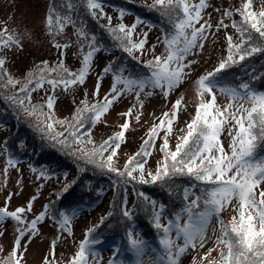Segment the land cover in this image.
<instances>
[{"label": "snow or ice", "instance_id": "1", "mask_svg": "<svg viewBox=\"0 0 264 264\" xmlns=\"http://www.w3.org/2000/svg\"><path fill=\"white\" fill-rule=\"evenodd\" d=\"M85 3L93 16L96 14L94 10L101 8L99 0H85ZM251 5L252 0H245L241 8L236 10L241 16V21L239 23L233 21L231 27L238 33V42L234 41L232 36H226L227 56L213 71L201 75L194 82L197 97L195 115L181 130L184 134L177 138L175 149L170 148L168 137L172 132L177 113L183 106V96L173 103L170 113H164V118L159 124H153L140 149L127 159L123 169L117 167L115 158L117 150L124 142L125 132L129 129L128 120L125 119L124 124L120 126V131L99 145H95L92 141L91 129H86V124L94 127L122 95L134 92L137 102L142 107L141 94L146 96L153 94L152 91L145 92V89H158L167 98L185 82L191 75V69L195 63V61L187 60V57L196 49L203 50L204 42L208 39L212 28L207 20L201 23L203 12L209 6L208 0H198V3H193L192 0H153L148 7L154 9L159 6L163 9L162 14L169 16L172 26L171 31L165 32L160 41L164 45V52L143 61L147 73L142 76H124L123 68L118 73H113L112 85L103 100H96L90 104L85 96L81 106L76 108L70 120L55 118L56 97L54 94L47 96L45 103L33 105L31 93L41 89L45 84L51 87L53 93L61 86L67 91L72 86L83 85L91 70L94 56L101 50L97 47L94 37L87 44L86 52L81 45V66L75 72L67 68L63 60L53 66H49L45 61L37 65L33 71L26 73L22 82L7 72L6 59L0 57V88L15 89L18 84L20 85L18 91L8 99L27 115L43 117L37 120L38 131L50 141L68 149L73 156L109 173H114L125 185L135 181L139 184L160 183L163 186L167 180L176 176H186L198 182L184 189L185 201H188L189 197L195 198L190 203H186L174 218H170L167 225L160 223L164 216V206L161 205L160 210L154 212V227L162 231L158 242L163 249V253L157 257L156 264H179L181 256L189 248L195 249L197 246L203 248L207 242L206 231L213 217L217 219L220 226V236L215 241L216 248L220 251V259L219 261L209 260V264H264V190L259 192V199L256 194V190L264 184V156L257 157V149L264 145V92L253 90L247 82L231 86L221 83L218 79L222 70L257 53H264V10L251 11ZM123 14L121 10V17ZM223 15L231 17L233 12L226 9ZM108 19L113 38L120 42L124 52L139 61L140 58L134 54L137 52L144 54L147 33L142 34L143 38L133 40L136 23L130 27L122 23L111 27V18ZM52 20L53 11L50 9L46 17V27L48 34L53 38L61 34L66 25L73 23L70 17L57 15V27L54 32ZM140 22L138 18L137 23ZM221 27L227 28L229 25L224 24L221 19L216 28L219 30ZM253 31L259 34L260 43H252ZM76 35L78 40L87 39L83 29H78ZM13 46L22 49L20 37L15 33H9L6 27L0 29V50ZM53 46L66 49L70 45L53 42ZM110 71H112L111 65L106 67L103 73ZM257 78L259 77H254V79ZM101 79L102 76L97 79L94 97L99 94ZM216 92L228 98V103L223 108L216 102ZM206 96L208 99H205ZM245 104L250 107H245ZM44 108H47V113L43 111ZM131 112L132 109H129L122 115L129 117ZM139 118L137 115L136 119L139 120ZM56 125L63 127L64 130L57 132ZM226 128L231 137L229 151L225 150L220 140ZM161 131L164 133L160 137L163 141L160 145L162 159L158 161L154 173L147 172L146 178L147 157L151 155L152 147ZM87 145L93 146L89 148ZM105 152H109L106 158ZM18 163V159L11 155L7 156L5 177L8 170L17 167ZM30 170L36 171L32 166ZM41 177L51 178L44 172H41L37 178ZM195 187H199V195L193 190ZM68 188L69 185H65L63 191L67 192ZM12 195L9 193L5 206L0 207V226L7 219H11L16 223L17 234L12 251L0 259V264H21L27 251V244L22 245L21 241L25 235H28L30 242L39 234L38 225L49 216L51 207L45 205L43 211L28 221L25 214L32 211V202L37 197L33 196L26 207H17L14 211H9L7 203ZM57 195L59 197L62 193ZM139 196L144 197L145 200L148 199L144 193H139ZM233 201H236L237 216H233L228 223H225L220 219V214L232 205ZM152 207L155 209V201L152 202ZM76 211H73L71 216L61 212L59 219L55 216H51V219L58 224L59 231L71 235V220L75 217ZM185 215L186 219H184ZM123 216L131 219V212L125 209ZM182 219L184 222L181 224ZM133 232L134 230H129L127 233L128 250L135 257L132 264H142L141 257L149 245L138 233L134 236ZM173 232L176 239L171 238ZM0 235L3 233L0 232ZM179 239L183 240L182 245L177 244L176 241ZM55 243V241L52 242L51 251L44 256L42 264H56ZM98 243L99 241L91 238V230H89L68 264H89L87 257L97 255L93 246ZM22 247L23 251H21ZM152 250L156 251V249ZM213 250L209 249L208 253L200 258L199 264H203ZM109 264H127L126 260L121 258L119 247L114 248V255L109 260ZM193 264H198L195 257H193Z\"/></svg>", "mask_w": 264, "mask_h": 264}, {"label": "rangeland", "instance_id": "2", "mask_svg": "<svg viewBox=\"0 0 264 264\" xmlns=\"http://www.w3.org/2000/svg\"><path fill=\"white\" fill-rule=\"evenodd\" d=\"M112 1V0H109ZM119 6H112L111 4L101 3V8L96 9L95 16H89L90 11L86 7L85 0H0V29L7 28L9 33H15L21 39L22 49L15 46L11 48H5L0 50V57L6 59L5 68L8 73L17 80L23 82L26 73L33 71L37 65H41L42 62H47L49 66L56 65L59 61L63 60L64 64L71 71L75 72L81 66V45L84 46L83 50H88L87 44L94 37L97 44L100 38H106V36L113 37L109 30V19L111 18V27H115L118 24H124L125 26H132L137 24L135 32L133 34V40L143 38V33H147V43L145 45V52L141 55L139 52L134 55L138 56L139 63H143L148 59H152L154 56L161 55L164 52V45L160 42L163 38V33L157 26L147 24L145 22L137 23V17L131 12L123 9L120 6L125 5L122 0H116ZM127 3L131 0H123ZM139 2L140 4L151 5L153 0H132ZM115 2V1H113ZM193 3H198V0H192ZM245 0H208V7L203 12V23L205 20L209 21L212 25L208 39L204 42L203 50L196 49L187 57V60L195 61L191 69V75L185 80V82L179 86L174 92L165 98L160 90L145 89V92L152 91L151 96L141 94L140 101H142V107L137 102L135 93L122 95L111 107V109L101 118L94 127L91 125L85 128L91 129V139L95 145L101 144L104 140L113 136L114 133L121 130L120 126L124 124L125 119L129 122V129L125 132L124 142L117 150V167H122L124 161L131 156L130 151L137 150L144 139L147 137L149 129L153 124H159L161 119L164 118V113H170L173 103L183 96L182 108L177 113L176 121L173 124V129L168 137L169 146L172 150L175 149L177 138L184 133L181 131L186 127V124L191 121L195 115L197 97L194 88V82L207 72L214 70L220 61L227 56V40L226 36L230 35L233 40L238 42L239 36L236 30L231 27L232 22L241 21L240 14L236 11L241 8V5ZM71 4V8H69ZM139 7V6H138ZM50 9L53 11V31H56V16L60 17L68 16L73 23L65 26L63 32L56 35L54 38L48 34L46 27V17L49 15ZM159 13H163V9L157 8ZM153 9V10H156ZM230 10L233 12L231 17H224V10ZM121 10H123V16L121 17ZM251 11L259 12L264 10V0H252ZM88 16L90 20L94 17L99 21V27L93 28L89 25ZM223 19V23L229 25V27H221L217 30L216 25ZM140 21V20H139ZM82 23V24H81ZM199 25H197L198 27ZM78 29H83L87 34V39L81 38L78 40L76 32ZM100 34V38H99ZM104 40V39H103ZM53 42L61 45H70L66 49L56 48L53 46ZM155 45V48H153ZM103 46L98 47L101 50L96 53L92 61L91 70L83 85H76L69 88L67 91L61 86L53 93L51 87L47 84L41 89L31 93V104H43L45 103L47 96L55 95L56 103L54 105V115L59 120H70L73 113L78 106H81V101L85 99V96L89 103H93L96 100H103L106 94L109 93V89L112 85L114 68L118 67L117 59L119 55L117 49L109 50L107 43L104 42ZM238 59V57H237ZM137 61V60H136ZM138 62V61H137ZM111 65L112 71L104 74L103 70ZM130 74L128 69L123 71L124 76ZM102 76L100 80V89L98 96H93V92L96 89L97 79ZM132 76V75H129ZM139 77V76H138ZM20 85L18 84L15 89L11 87L0 88V207L5 206V201L12 193L10 201L7 203L9 211H14L17 207H26L28 201L33 197H37L32 202V211L27 212L26 219L32 220L36 215L44 210V206L52 196V192L56 190L62 183H68L73 180L71 173L57 172L48 175L49 179L43 177L37 178L40 173L38 171L30 170V164L25 160H18L17 167L10 168L7 176L4 175V168L6 166L5 161L10 152H14L13 147H8L7 143L13 137V128L10 125L9 109L4 112L5 108L2 100L14 107V114L17 118H13L14 121L26 124L28 127L37 129V120L43 119V117L29 116L19 106L13 103L8 97L12 96L14 92L18 91ZM263 92V91H262ZM216 102L223 108L228 103V98L216 92ZM205 99H208L206 96ZM28 104V101H25ZM6 106H8L6 104ZM245 107L250 105L245 104ZM132 109L129 117H124L122 114ZM47 113V108L43 110ZM139 115V120L136 119ZM55 130L57 132L63 131V127L56 125ZM82 131H84L82 129ZM42 134V133H41ZM234 134V132H233ZM163 131L160 132V136L156 139L155 144L152 147L151 155L147 157L145 164V175L147 178V172H155L158 161L162 159V153L160 152V145L162 144ZM41 136H44L43 134ZM45 137V136H44ZM46 138V137H45ZM58 149H62L70 154L68 149L63 148L61 145L45 139ZM220 140L226 151H229L228 145L231 141V137L228 134L227 128L221 134ZM6 146V147H5ZM93 145H87L91 148ZM18 150V149H17ZM110 151V149H109ZM72 155V154H70ZM73 156V155H72ZM106 156V152L104 153ZM76 160H80L84 165L86 161L73 156ZM88 167L100 169L98 167ZM47 174V172H46ZM138 175V174H136ZM101 179V178H100ZM63 184V185H64ZM105 190L103 199L97 205L88 209L79 210L76 212L75 217L71 220V235L67 232H61L58 230V224L52 221L49 217L38 225L39 234L36 235L30 242L28 241V235H25L21 244H27V251L21 264H42V260L46 254L51 251V244L55 241V256L56 264H68L69 259L74 256L78 250L79 245L85 237L89 228L97 222V220L104 215L109 208L108 203L112 201L111 190L106 188L107 185L101 187ZM78 190V188L76 189ZM264 190V184L256 190L257 198L259 199V192ZM134 193L132 191L127 192V201L125 209L131 211L132 204L134 202ZM195 197H189V201ZM236 201L232 202L226 210L220 214V219L224 222H229L233 216H237ZM186 219V217H184ZM184 220H181V224ZM161 224L167 225L168 221L162 217ZM16 223L7 219L5 223L0 226V259L6 257L13 247V242L16 236ZM220 236V226L215 217L212 218L206 231L207 242L203 248L197 246L195 249L189 248L184 255L181 256L179 264H193V257L196 258L198 264L200 258L208 253L209 249H214L211 255L206 259L203 264H209V260L219 261L220 251L216 248V239ZM172 239H176L175 232L171 234ZM178 245L183 244V240L176 241ZM102 250L98 249L97 255L93 257L89 255V264H109V260L114 255V249L107 244L103 245ZM155 249L154 245H149L146 248L144 255L141 257L142 264H156V260L160 252ZM23 251V247L21 248Z\"/></svg>", "mask_w": 264, "mask_h": 264}, {"label": "trees", "instance_id": "3", "mask_svg": "<svg viewBox=\"0 0 264 264\" xmlns=\"http://www.w3.org/2000/svg\"><path fill=\"white\" fill-rule=\"evenodd\" d=\"M115 1V2H113ZM104 4H111L112 6H119L116 0H99ZM124 2L125 5L120 6L123 9L131 12L137 19L157 26L162 33L171 31L172 26L169 22V16L159 13L158 9L153 10L144 4L132 1ZM139 6V7H138ZM171 14V13H170ZM91 12L89 16H91ZM182 15V14H181ZM88 16L89 25L96 29L99 27V21L94 17L90 20ZM82 24V23H81ZM94 26V27H93ZM95 31V30H94ZM253 44L260 43V37L258 33L252 32ZM100 38V34H99ZM104 39V40H103ZM107 43L109 50L117 49L119 55L115 58L118 62V69L114 68V72L118 73L120 69H128L132 77L142 76L147 73V69L144 68L143 63L137 62L132 56L124 52L121 44L113 37L106 36V38H100L96 44L97 47L103 46V43ZM213 71V70H212ZM254 77H259L254 79ZM218 79L221 83L231 86H237L241 82H247L253 88L260 92H264V53H257L251 57L246 58L244 61L233 65L219 73ZM4 112L10 110L9 122L13 128V137L11 140H7L8 147L11 146L14 152H10L8 155L13 156L18 160L28 161L30 166L34 167L39 173L47 172V175L64 172L71 173L73 180L68 183H62L56 190L52 192L50 200L45 205H50L49 218L55 216L59 219L60 213L65 212L71 216L73 211L83 210L93 207L101 202L105 190H102V186L107 185L108 190H111L112 201L108 203L109 210L95 222L89 230H91V238L99 241L96 245H110L113 249L119 247L121 249V258L128 256L132 253L128 250L127 233L129 230H134L133 235L137 233L140 237L147 242L148 245H154L155 249H160L159 239L162 235V231L154 227V212L160 210V206H164V218L169 222L170 218H174L175 215L185 207L186 203L190 201L184 200V189L186 187L196 185L198 182L192 180L189 177L176 176L171 180H167L163 186L160 183L157 184H139L132 181L128 184H123L121 178L114 173H109L106 170L90 168L86 163L84 165L80 160H76L70 155L67 150L58 149L53 146L52 143L47 142L44 136H41V132L28 127L26 124L21 123V119L16 122L13 118H17L14 114L13 105L4 102ZM90 124H88V127ZM147 138V137H146ZM145 138V139H146ZM143 143V142H142ZM141 143V144H142ZM141 146V145H140ZM18 149V150H17ZM137 150L130 151L134 155ZM110 152V151H109ZM106 152V156L109 154ZM264 156V145H261L257 149V157ZM128 159V158H127ZM126 161H124L123 169ZM93 167H96L95 165ZM138 173H134L136 175ZM101 178V179H100ZM64 184V185H63ZM65 185H69L68 191L64 192ZM78 188V190H76ZM197 195L200 193L199 187L193 189ZM132 191L134 195V202L131 209V219L123 216L125 210V204L127 201V192ZM62 193L58 197L57 194ZM139 193H144L148 198L139 196ZM155 201V209L152 207V202ZM77 212V211H76ZM186 217V215H185ZM54 221L53 219H51ZM55 222V221H54ZM225 223H228L225 221ZM164 225V224H162ZM87 231V233L89 232ZM86 236V235H85ZM85 240V237L83 238Z\"/></svg>", "mask_w": 264, "mask_h": 264}]
</instances>
